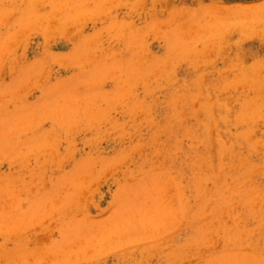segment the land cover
<instances>
[{
  "label": "rangeland",
  "instance_id": "374dc122",
  "mask_svg": "<svg viewBox=\"0 0 264 264\" xmlns=\"http://www.w3.org/2000/svg\"><path fill=\"white\" fill-rule=\"evenodd\" d=\"M0 264H264V0H0Z\"/></svg>",
  "mask_w": 264,
  "mask_h": 264
}]
</instances>
